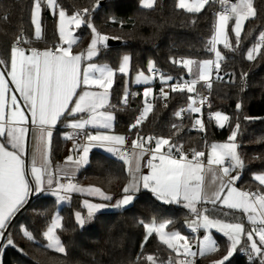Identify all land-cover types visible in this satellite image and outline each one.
<instances>
[{
  "label": "snow or ice",
  "instance_id": "obj_1",
  "mask_svg": "<svg viewBox=\"0 0 264 264\" xmlns=\"http://www.w3.org/2000/svg\"><path fill=\"white\" fill-rule=\"evenodd\" d=\"M210 2L218 3L221 8L215 13L214 34L208 41V50L214 53L215 60H173V63L186 68L193 79L170 85L171 92H196V85L200 81L210 90L213 69L217 72L216 78L220 79L219 70L225 58L217 46L222 44L225 49L236 51L241 45L245 23L257 16L254 0H178L176 7L188 13H200ZM156 3L157 0H141L144 9H153ZM95 6L99 7V0H96ZM45 9L58 16V33L62 44L43 51L35 47L26 49L21 45L29 41L18 37L10 49L9 61L0 60V65L7 69L0 70V236L10 219L24 207L32 194L47 192L56 197L57 203L70 200L68 194L72 192L99 195L103 200L111 201L112 197L99 187L85 188L72 182L80 168L89 163L91 148L100 147L118 156L128 166L131 180L123 188L122 198L115 204L90 203L85 200L83 204L87 214L75 212V220L80 227L91 222L101 209L109 206L121 209L131 205L142 184L158 200L167 204H183L195 217L188 224L191 232L197 233L203 229L206 233L202 238L195 237L196 244L193 245L180 232L166 231L170 221H140L146 229L145 240L155 234L162 244L176 254L175 257H169L168 264H195L194 258L197 255L204 257L217 253L220 247L211 235L213 228L228 240L226 254L213 261V264H226L237 252L238 246L247 252L249 260L258 258L259 264H264V172L253 175V179L259 184L255 192L240 190L235 186L245 168V162L238 151L240 146L236 142L240 124L235 125L228 142L211 144L207 156L204 151L193 150L189 158L183 152L182 145L173 144L170 138H145L139 133L131 141L132 150H124L126 137L110 134L115 116L112 111L107 110L116 73L107 65L88 63L86 67L82 66L85 59L91 61L98 55L101 46H107L109 37L101 34L91 23L88 8L69 15L58 0H33L31 24L34 25L36 39L42 36L41 16ZM230 21H234L231 32L235 36V46L229 38ZM82 25H86L92 32L86 56L84 53L74 54L72 50L77 43L72 28H80ZM261 49H264V31L260 32L258 42L247 50L246 59L254 61L261 54ZM129 68L130 57L125 55L118 71L127 75ZM148 70L155 71L153 63H149ZM150 79L141 72L137 75L136 83L147 84ZM171 79L170 76L161 75L163 83ZM17 92L22 98L23 106L18 102ZM151 95L152 88L146 87L143 91L145 106L135 123L130 126V131L138 128L152 112L153 104L148 100ZM161 96L164 99L168 97L163 88ZM128 97L129 93L125 91L122 100L124 105H127ZM206 99L201 96L197 101L189 96L191 103L188 109H181L176 115L181 116L184 111L201 112V107L197 105L204 104ZM236 107L239 109L241 105L237 104ZM214 119L221 128L229 121L227 115L219 112L214 114ZM61 120H70L65 126L73 130L66 135V139L79 141L82 138L85 143H77L74 148L77 155H69L65 166L53 169L50 159L51 138L53 129ZM30 126L34 128V150L29 166L24 156ZM194 126H199L200 131L205 129L201 119H196ZM89 128L95 131H89ZM153 141L154 147L151 146ZM145 155L150 157L147 161L149 173L140 175L141 161ZM207 173H212V182L215 184L211 191L205 185ZM209 204L212 205L211 209L200 207ZM222 208L240 212L242 217H246L250 228H246L241 218L230 221L213 215ZM228 215V212L223 213L225 217ZM58 229L62 230L63 224L62 217L56 215L43 233L46 239L43 247L66 255L67 250L57 234ZM24 235L29 240L34 239L27 230ZM12 243L9 238L8 244ZM194 247L196 251H193ZM145 259L147 264H159L157 257L153 255H147Z\"/></svg>",
  "mask_w": 264,
  "mask_h": 264
},
{
  "label": "trees",
  "instance_id": "obj_2",
  "mask_svg": "<svg viewBox=\"0 0 264 264\" xmlns=\"http://www.w3.org/2000/svg\"><path fill=\"white\" fill-rule=\"evenodd\" d=\"M69 15L74 11L88 8L91 23L109 38L121 41L118 46L102 47L98 60L111 68L118 69L120 58L128 54L131 58L130 73L146 72L150 62L164 77L174 79L183 76L193 77L188 70L173 60L193 59L203 61L213 59L214 53L208 50V41L214 34L216 16L212 10L216 3L205 5L200 13H188L176 7L178 0H157L153 9H144L141 0H58ZM257 16L245 23L241 34V45L236 51L223 48V64L219 70L220 79L212 82L209 90L212 105L209 111L222 113L229 117L223 128L216 125L215 119L207 121V136L193 133L190 128L198 113L190 112L186 120L176 115L190 104L189 96L196 92H171L169 103L162 104L157 93L153 99V110L147 119L136 129L130 126L140 116L144 105L142 93L123 108L125 78L117 74L111 89V109L115 113L114 131L126 137V142L142 137L170 138L175 145L183 149L206 150L212 142L228 141L231 131L237 123L240 130L237 136L239 153L245 162V168L237 185L242 189L257 191L259 184L253 175L264 172V49L254 61L246 59L247 50L258 42L260 32L264 31V0H254ZM33 0H0V60L9 61L10 49L18 36H23L27 46L37 49L54 48L60 44L56 22L49 9L42 12V36L36 39L31 24ZM233 21L229 24V38L235 46V36L231 32ZM79 43L76 50L87 46L91 30L82 25L76 30ZM4 69V66L1 65ZM247 74L244 76L243 74ZM135 88V87H134ZM131 88L129 91H131ZM128 91V92H129ZM241 107L237 109L236 105ZM247 118V119H246ZM173 125H176L174 128ZM68 149V141L63 131H55L51 145V160L61 161ZM80 186L99 187L111 201L90 197L87 193L74 192L70 203L59 208L56 198L50 195H33L24 207L17 212L3 230L1 264H147L145 257H157L159 264H168L169 257H175L155 234L146 238V229L140 223L170 221L168 229L178 231L190 238L185 221L195 218L182 204H166L148 191L138 193L132 205L123 209H112L96 213L94 219L84 227L75 220V212L87 214L85 200L106 205L115 204L123 196L128 173L125 164L102 151H93L89 163L78 176ZM111 207V206H110ZM203 207L212 208V205ZM219 208V206H218ZM228 212L227 217L223 216ZM59 213L63 229L57 230L67 254L55 253L43 247L46 239L43 233L51 224L52 218ZM221 219L241 218L240 212L226 208L213 213ZM246 228L250 225L246 224ZM27 230L34 237L27 239ZM13 243L8 244V239ZM220 247L217 253L201 257L213 261L226 254L228 240L216 234ZM226 264H259V260L246 261L240 256V249Z\"/></svg>",
  "mask_w": 264,
  "mask_h": 264
},
{
  "label": "crops",
  "instance_id": "obj_3",
  "mask_svg": "<svg viewBox=\"0 0 264 264\" xmlns=\"http://www.w3.org/2000/svg\"><path fill=\"white\" fill-rule=\"evenodd\" d=\"M50 12H51V10H50ZM54 16V15H53ZM54 18H55V22H56V27H57V32H58V16H54ZM41 22H42V16H41ZM34 26V25H33ZM78 28H75L74 26H73V28H72V34H73V36L77 39V43L76 44H74L73 45V53L74 54H79V53H84L85 54V56L87 55V49H88V47H89V45H90V43H91V39H92V32H91V36H90V39H89V42H88V44H87V46L85 47V49L84 50H76L75 49V47L77 46V44L79 43V37L77 36V34H76V30H77ZM91 30V29H90ZM58 36H59V33H58ZM59 40H60V38H59ZM60 44H62V41L60 40ZM59 44V45H60ZM107 44V43H106ZM64 47H67V45H64ZM102 47H104V46H101L100 47V50H99V52H98V55H96L95 57H93L92 58V60L91 61H89V60H87V59H85L83 62H82V66L83 67H86L87 66V64L88 63H95V64H97V65H107L106 63H103V62H100L99 60H98V58H99V56H100V53H101V50H102ZM45 49H52V48H45ZM45 49H38V50H40V51H43V50H45ZM125 55H127V56H129L128 54H123L122 56H121V58H120V61H119V65H118V69H119V66H120V64L122 63V58H123V56H125ZM9 57H10V55H9ZM130 57V56H129ZM151 63H153V62H151ZM107 66H109V65H107ZM110 67V66H109ZM111 68V67H110ZM113 70H114V72L116 73L115 74V76H114V80H113V84H112V87H113V85H114V82H115V79H116V76H117V74H121V75H123L124 76V78H125V89H124V93H125V91H129L131 88H134V87H140L141 88V93H142V97H143V101L145 100V98H144V96H143V91H144V89L146 88V87H150V88H152V95L150 96V97H148V100L152 103L153 102V99H154V96H155V94L157 93V90H156V87H155V85L156 84H159L160 86H161V88H164V86H166V84L168 83V82H170L171 80H169L167 83H163L162 82V80H161V76H151L149 73H144V72H142L145 76H148V77H152V79H150V81H149V83H147V84H143V83H141V84H138V83H136V78H137V75L139 74V73H141V72H138V73H134V74H131L130 73V70H131V58H130V68H129V72H128V74L127 75H125V74H122V73H120L119 71H118V69H114V68H112ZM0 70H3V71H7V69H3V67L0 65ZM153 75V74H152ZM150 77V78H151ZM154 78V79H153ZM8 79H10V77H8ZM12 87H14V86H12ZM112 87H111V89H112ZM111 89H110V106L107 108V110L108 111H112L113 112V114H114V116H115V113H114V111L111 109ZM95 90V89H94ZM79 91V90H78ZM16 95H17V98H18V102H20L21 103V106H23V101H22V98L20 97V94L17 92V93H15ZM144 106H145V104L143 105V108H144ZM115 122H116V118H115V120H114V126H113V129L110 131V134H115V135H121V134H119V133H116L115 131H114V128H115ZM67 123H70V120H61L60 122H58L57 123V125L55 126V128L53 129V135H54V133H55V131L56 130H58V129H60V130H62L63 131V137L65 138L66 137V135H68L69 134V131H70V129L71 128H69V127H66L65 125L67 124ZM89 131H95L94 129H91V128H89L88 129ZM33 132H34V128H32V126H30V132H29V134H28V138H27V143H26V151H25V156H24V159L26 160V163L30 166V164H31V159H32V153H33V150H34V140H33ZM53 135H52V138H53ZM52 138H51V145H52ZM66 139V138H65ZM67 141H68V149H67V151H66V154H65V156H64V158L61 160V161H59V162H57V163H53L52 162V160H51V166H52V168L53 169H55L57 166H61V167H63V166H65V161H66V158L69 156V155H73L74 157L77 155V152L76 151H74V148L76 147V143H74L72 140H69V139H66ZM102 151V152H105V153H107V154H109V155H111V156H114L115 158H117V156L116 155H113L112 153H109V152H107L106 151V149H104V148H100V147H93V148H91V150H90V152H89V160H90V156H91V154H92V152L93 151ZM207 153H208V150H205V154H206V156H207ZM50 159H51V147H50ZM205 159V163H206V158H204ZM87 165H84V166H82L81 168H80V170L76 173V176H75V178L73 179V183H76V184H78L79 185V183H78V176H79V174L85 169V167H86ZM125 167H126V170H127V173H128V166L127 165H125ZM149 173V171H145V170H143V168H142V161H141V168H140V175H147ZM235 173H233V175H234ZM225 179H227V178H225ZM131 180V177L129 176V174H128V180H127V184L129 183V181ZM65 183H67V181H64ZM237 182H238V180L235 182V186L238 188V189H240V190H245V191H251V190H248V189H242V188H240L238 185H237ZM126 184V185H127ZM205 185H206V187L208 188V190L209 191H211L214 187H215V184H213V182H212V173H207L206 175H205ZM80 186V185H79ZM85 188H87L86 186H84ZM141 191H148V192H150V193H152L150 190H148V189H144L143 188V186H142V184H141V186H140V190L137 192V193H135V196L138 194V193H140ZM252 192H254V191H252ZM74 192H72V193H69L68 195L70 196V200H71V196H72V194H73ZM39 194H43V195H50L49 193H47V192H45V193H37V194H32V195H30V196H33V195H39ZM88 194V193H87ZM153 194V193H152ZM89 195V194H88ZM154 195V194H153ZM29 196V197H30ZM50 196H52V195H50ZM90 197H96V198H100V199H102V197H100L99 195H89ZM28 197V198H29ZM54 197V196H53ZM54 198H56V197H54ZM122 198V197H121ZM70 200H68V201H70ZM162 201V200H161ZM164 202V201H163ZM94 203V202H93ZM165 203V202H164ZM104 204V203H103ZM167 204V203H166ZM172 204H175V203H172ZM183 205V204H182ZM204 205H201L200 207H203ZM111 209H117V208H113V207H111ZM121 209H123V208H121ZM227 209V208H226ZM243 222L245 223V225L246 224H248V222H247V220H246V217H243ZM190 223V221H188V220H186L185 221V225L188 227V224ZM167 231H170L168 228L166 229ZM189 230V229H188ZM211 231H212V233L214 232V234L216 235V234H220V235H222V236H224L222 233H220V232H218L215 228H213V229H211ZM191 235H190V240H192L193 239V233L190 231L189 232ZM199 235H200V237H202L204 234H205V232H204V230L203 229H201L199 232ZM1 237L2 236H0V239H1ZM225 237V236H224ZM157 238H158V236H157ZM227 238V237H226ZM159 239V238H158ZM192 243H194V241H192ZM194 245V244H193ZM239 248H238V250L239 249H241V247L240 246H238ZM193 250H196V247H194L193 248ZM0 258H1V255H0ZM181 258H183V257H181Z\"/></svg>",
  "mask_w": 264,
  "mask_h": 264
},
{
  "label": "built area",
  "instance_id": "obj_4",
  "mask_svg": "<svg viewBox=\"0 0 264 264\" xmlns=\"http://www.w3.org/2000/svg\"><path fill=\"white\" fill-rule=\"evenodd\" d=\"M220 10H221L220 5H219L218 3H216V7L212 10V13L215 15V13H217V12L220 11ZM18 37H22V38L25 40V38H24L23 36H21V35L18 36ZM21 46L24 47V48H26V49H30V48H32V46H27L26 43H25V44H22ZM212 60H214V59H212ZM222 64H223V61L221 62V65H222ZM152 74H153L154 76H161V75H162L161 71H159V70H157V69H155V71H154ZM216 76H217V72L215 71V69H213V73H212V82L215 81V80L217 79ZM192 79H193V77H189V76H183V77L178 78V79H174V78H172V80H171L170 82H168V83L166 84V86H164V88H163L164 91L168 93V97H167V99H164L162 96L160 97V100H161L162 104L166 105V104L169 103V100H170V93H171L170 85H173V84H176V83H182V82H184V81H191ZM198 86H201L202 91L199 92V93L194 94L192 97H193L194 99H196L197 101L200 100V97H201V96L207 98V99H206V102H205L204 104L200 105V104L198 103L197 106H200V107H201V112H199V113L197 114V118H196V119H201V120L203 121V123H204V125H205V129H204V131H200V130H199V126H194V125H195V121H194V123H193V125L191 126L190 130H191L193 133H195V134H199V135H201L202 137H206V136H207V121H208V120H212V119H214V114H215V113L209 111V109H210V107H211V105H212V96H211V93L209 92L208 88H206V87L204 86V82H203V81H200L199 83H197V85H196V89H197ZM159 92H160V94H161V86H160V88H159ZM128 93H129L128 103H127V105H124V104L122 103L121 106H122L123 108L128 107L129 104H130V102H131L133 99H135V98L141 93V88H140V87H135V88H133L131 91H129ZM133 93H134L135 95H132ZM190 103H191V102H190ZM189 105H190V104H189ZM189 105L185 106V107L182 108V109H188ZM142 111H143V107L141 108V112H142ZM180 111H181V110H180ZM180 111H179V112H180ZM140 114H141V113H140ZM189 114H190L189 111H184V112L182 113V115L179 116V118H180L181 120H186V119L188 118ZM210 117H213V118H210ZM72 131H73V130L70 129L69 133H72ZM72 141H73L74 143H76V144H77V143H79V144H83V143H85V141H84L82 138H81L79 141H74V140H72ZM151 146L154 147V141H153V144H152ZM123 148H124V150H127V151L130 152V151L132 150V149H131V142H126V144L123 146ZM193 150H195V151H204V152H205V150H197V149H195V148H192V149H183V152H184L185 154H187V155L189 156V158H191V155H192ZM165 151H167V149H165ZM149 158H150V157H149L148 155H145L144 159L142 160V168H143V170H145V171H149V169H148V167H147V161H148ZM117 159H119L118 156H117ZM204 162H205V159H204ZM240 256H241L242 258H244L246 261H250L249 258H248V254H247V252L244 251L243 248L240 249ZM194 260H195V264H213V263H211V262H209V261L202 260L201 257H200L199 255H197V256L194 258Z\"/></svg>",
  "mask_w": 264,
  "mask_h": 264
},
{
  "label": "rangeland",
  "instance_id": "obj_5",
  "mask_svg": "<svg viewBox=\"0 0 264 264\" xmlns=\"http://www.w3.org/2000/svg\"><path fill=\"white\" fill-rule=\"evenodd\" d=\"M232 2H235V0H232ZM231 22V21H230ZM234 22V21H233ZM230 24V23H229ZM218 47V49L222 52V55H223V51H222V49L224 48L223 47V45L222 44H220V45H218L217 46ZM213 59L215 60V55L213 56ZM149 65H148V67H147V71H146V73H149L151 76H153L154 77V75H152V73L153 72H149ZM145 73V72H144ZM150 76V77H151ZM155 78V77H154ZM153 78V79H154ZM151 79H152V77H151ZM226 124V123H225ZM216 125H217V123H216ZM218 126V125H217ZM219 127V126H218ZM225 142H228V141H224V142H219V141H217V142H212L211 144H213V143H217V144H219V143H225ZM211 144L206 148V150H208V151H210V146H211ZM239 151V150H238ZM240 154V153H239ZM242 174V173H241ZM90 203H93V202H91V201H89ZM70 203V201H65V202H61V203H58V206H59V208H63L64 206H66V205H68ZM133 204V203H132ZM131 204V205H132ZM130 206V205H129ZM128 207V206H127ZM127 207H125V208H127ZM87 210V209H86ZM108 210H112L111 209V207L109 206V207H107V208H104V209H101L99 212H103V211H108ZM56 215H59V216H61L59 213H57ZM55 215V216H56ZM192 219H195V218H191V219H189L188 221H191ZM186 226V225H185ZM186 228L187 229H189L188 231L190 232L191 230H190V228L189 227H187L186 226ZM167 231V230H166ZM193 233V232H192ZM206 234V233H205ZM182 235V234H181ZM193 239L191 240V241H194V245L196 244V240L194 239L195 237H200V235H199V233L197 232V233H193ZM211 235H212V237H213V239H215L216 240V235L214 234V232L212 233V231H211ZM200 238H202V237H200ZM2 239H3V235H2V237H1V239H0V243H1V241H2ZM239 248V247H238ZM197 250V249H196ZM196 250H193V251H196ZM238 251V250H237ZM212 254V253H211ZM235 254V253H234ZM208 255H210V254H207V255H205V256H208ZM204 256V257H205ZM201 257V256H200ZM1 261H2V255H1V258H0V264H1Z\"/></svg>",
  "mask_w": 264,
  "mask_h": 264
},
{
  "label": "water",
  "instance_id": "obj_6",
  "mask_svg": "<svg viewBox=\"0 0 264 264\" xmlns=\"http://www.w3.org/2000/svg\"><path fill=\"white\" fill-rule=\"evenodd\" d=\"M106 43H107V46L112 47V46H118V45H120L121 44V41L115 40V39H112V38H109V40ZM1 246H2V241L0 243V248H1Z\"/></svg>",
  "mask_w": 264,
  "mask_h": 264
}]
</instances>
